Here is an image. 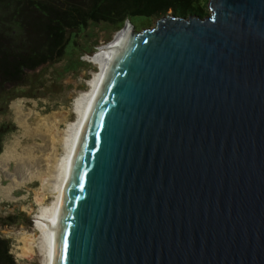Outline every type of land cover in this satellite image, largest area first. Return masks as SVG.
<instances>
[{"label": "water", "instance_id": "1", "mask_svg": "<svg viewBox=\"0 0 264 264\" xmlns=\"http://www.w3.org/2000/svg\"><path fill=\"white\" fill-rule=\"evenodd\" d=\"M208 4L126 19L53 264H264V0Z\"/></svg>", "mask_w": 264, "mask_h": 264}, {"label": "bare ground", "instance_id": "2", "mask_svg": "<svg viewBox=\"0 0 264 264\" xmlns=\"http://www.w3.org/2000/svg\"><path fill=\"white\" fill-rule=\"evenodd\" d=\"M129 23L115 33L111 42L88 54L87 59L99 69L88 79L87 89L72 102L75 119H69L67 110L42 113L36 100L27 97L17 98L11 103L20 129L0 151V200L26 202L24 209L30 212L32 203L39 206L35 226L39 232L22 230L18 234L17 248L21 258L38 252L44 264L54 262L61 206L74 155L89 121L95 97L132 31ZM61 124L65 126L61 128ZM36 181L39 183L35 187H29ZM49 197L53 200H47Z\"/></svg>", "mask_w": 264, "mask_h": 264}, {"label": "trees", "instance_id": "3", "mask_svg": "<svg viewBox=\"0 0 264 264\" xmlns=\"http://www.w3.org/2000/svg\"><path fill=\"white\" fill-rule=\"evenodd\" d=\"M209 0H0V99L14 86L36 83L44 65L62 60L72 34L91 22L120 30L126 19L205 15ZM8 223V222H6ZM0 264H19L0 237Z\"/></svg>", "mask_w": 264, "mask_h": 264}, {"label": "rangeland", "instance_id": "4", "mask_svg": "<svg viewBox=\"0 0 264 264\" xmlns=\"http://www.w3.org/2000/svg\"><path fill=\"white\" fill-rule=\"evenodd\" d=\"M205 9L207 13L211 12L209 4ZM156 20L157 17L136 16L132 17L131 21L136 29L141 30L145 27H154ZM118 30L116 25L108 22H91L82 31L72 34V40L62 60L52 65H44L35 73L30 74L36 77L35 84L14 86L8 95H4L0 99V151L20 129L16 122L14 108L11 105L12 101L17 98L27 97L36 100L37 108L42 113L67 110L70 113L69 119H75L72 102L80 92L87 89L88 79L92 78L99 69L98 65L87 59L88 54H93L111 42ZM64 126L61 124V128ZM60 151L62 152V150ZM38 183L36 181L29 187H35ZM47 200L52 201L53 198L49 197ZM32 204L33 209L30 212L29 209H24V205H27L26 202L0 200V237L9 242V252L19 264H44L43 257L38 252L27 258L18 256V234L22 230H36L37 227L36 215L39 206L35 203Z\"/></svg>", "mask_w": 264, "mask_h": 264}, {"label": "clouds", "instance_id": "5", "mask_svg": "<svg viewBox=\"0 0 264 264\" xmlns=\"http://www.w3.org/2000/svg\"><path fill=\"white\" fill-rule=\"evenodd\" d=\"M33 220L35 221L36 219L34 218Z\"/></svg>", "mask_w": 264, "mask_h": 264}]
</instances>
